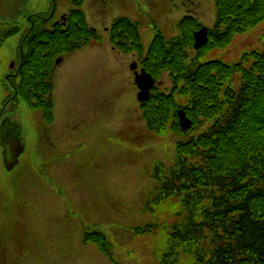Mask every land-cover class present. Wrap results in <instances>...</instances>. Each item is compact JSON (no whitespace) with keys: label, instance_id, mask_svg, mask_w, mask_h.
<instances>
[{"label":"rangeland","instance_id":"obj_1","mask_svg":"<svg viewBox=\"0 0 264 264\" xmlns=\"http://www.w3.org/2000/svg\"><path fill=\"white\" fill-rule=\"evenodd\" d=\"M215 1L80 0L98 38L64 54L63 63L56 66L52 124L22 98L4 107L14 95L9 77L12 66L19 64L31 17L53 10L54 20H59L76 3L27 0L16 20L0 19V37L9 28H19L0 43V129L5 124L15 128L24 146L19 165L10 172L0 145V264H112L83 240L84 233L95 230L110 239L114 264H159L154 253H160L165 228L137 237L134 228L153 224L162 215L169 217L167 208L143 213L155 193L152 174L157 164L171 167L176 142L192 132L181 136L171 130L167 136L149 132L130 68L135 61L140 65V57L135 51L120 52L111 43L110 30L114 21L125 18L139 26L148 48L156 34L177 36L187 15L214 26ZM262 43L264 23L238 36L232 47L211 51L208 60L234 64ZM161 78L158 89L170 91L171 78L168 74Z\"/></svg>","mask_w":264,"mask_h":264},{"label":"trees","instance_id":"obj_2","mask_svg":"<svg viewBox=\"0 0 264 264\" xmlns=\"http://www.w3.org/2000/svg\"><path fill=\"white\" fill-rule=\"evenodd\" d=\"M80 6L60 23L53 17L33 19L22 38L11 79L14 95L6 102L22 98L42 112L47 124L54 120L57 59L98 38ZM215 8L209 41L198 51L195 34L204 25L192 15L182 19L177 36L156 34L148 48L139 26L125 18L110 30L111 43L124 53L137 52L141 68L153 78H171L170 91L156 87L140 104L148 130L164 136L168 130L176 136L192 132L176 142L171 167H154L156 192L147 210L167 208L169 217L162 215L137 231L165 228L160 253H154L159 264H264V43L234 64L208 60L211 51L232 47L238 36L264 23V0H216ZM18 30L7 29L0 43ZM180 110L193 122L188 132L181 129ZM85 240L113 260L111 243L102 233Z\"/></svg>","mask_w":264,"mask_h":264},{"label":"water","instance_id":"obj_3","mask_svg":"<svg viewBox=\"0 0 264 264\" xmlns=\"http://www.w3.org/2000/svg\"><path fill=\"white\" fill-rule=\"evenodd\" d=\"M27 0H0V17L3 19L15 20L21 14V10L25 7ZM195 49L199 50L200 47L208 43V31L203 28L195 35ZM61 60L58 61V64ZM14 68V65L12 66ZM132 70H137V65L133 64ZM136 84L140 90L138 95L139 102H146L150 98L152 89L156 85V81L145 70L141 74L136 73ZM182 129L184 131L190 130L192 122H190L184 111H180L179 114ZM1 138V137H0ZM0 144L4 148L5 164L8 171H13L19 165V158L23 155L24 146L22 142L14 138L12 142L3 141L0 139Z\"/></svg>","mask_w":264,"mask_h":264},{"label":"flooded vegetation","instance_id":"obj_4","mask_svg":"<svg viewBox=\"0 0 264 264\" xmlns=\"http://www.w3.org/2000/svg\"><path fill=\"white\" fill-rule=\"evenodd\" d=\"M2 136H3L2 137L3 141L7 140V141H10V142L14 139L13 137H15V135L11 134L10 132H6V134H3Z\"/></svg>","mask_w":264,"mask_h":264}]
</instances>
